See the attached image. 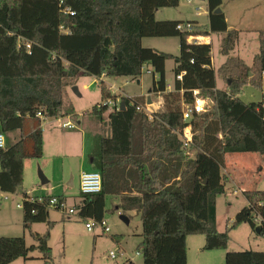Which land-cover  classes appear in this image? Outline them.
<instances>
[{
    "label": "trees",
    "instance_id": "trees-1",
    "mask_svg": "<svg viewBox=\"0 0 264 264\" xmlns=\"http://www.w3.org/2000/svg\"><path fill=\"white\" fill-rule=\"evenodd\" d=\"M207 3L209 26L200 27L195 22L156 20L157 11L176 9L180 0H0V132L20 134L17 143L0 149V193L17 194L24 184V162L43 157V123L76 115L67 101L68 88L82 77L138 81L150 66L152 94L164 95L169 103L165 111L152 116L137 99L127 96L121 98L123 111L101 107L104 101L118 98L105 83H99L102 103L89 115L103 117L111 110V135L102 139L101 152L92 162L102 176L103 190L89 196L80 192L75 207L78 217L103 222L107 197L134 190L137 194L122 197L121 205L111 213L121 212L127 218L129 211L140 215L138 251L143 264H188L187 238L191 236L205 238L204 251H225L230 231L244 223L256 232L259 228L258 235L264 236V192L256 189L243 193L248 206L231 228L224 233L217 230V198L225 194L229 179L222 172L225 156H264V30L258 33L260 53L252 67L231 58L214 70L212 45L188 39L225 34L222 54L227 57L239 33L229 31L224 14H214L222 0ZM187 24L193 26L192 31H187ZM180 25L185 29L179 31ZM163 38L179 39L178 56L145 48L142 43ZM25 43L31 44L30 50ZM170 60L175 62V84L174 91L167 93L166 63ZM181 74L182 82L177 80ZM218 79L226 84L225 91L217 88ZM246 86L261 89L263 101L244 103L240 95ZM197 98L210 101L213 107L193 115L191 126L199 137L185 151L177 135L189 125L183 121L182 107L193 105ZM249 113L255 118L251 127ZM214 126L219 128L218 135L208 133ZM52 198L67 202L64 196L30 198L24 194L22 226L35 244L28 246L24 237H0V264L29 260L34 252L40 253L43 264H55L49 246L55 226L50 218ZM258 217L260 226L255 221ZM35 224H45L47 231L32 232ZM113 240L119 243L122 238ZM124 264L135 263L127 260ZM225 264H264V252H227Z\"/></svg>",
    "mask_w": 264,
    "mask_h": 264
},
{
    "label": "rangeland",
    "instance_id": "rangeland-1",
    "mask_svg": "<svg viewBox=\"0 0 264 264\" xmlns=\"http://www.w3.org/2000/svg\"><path fill=\"white\" fill-rule=\"evenodd\" d=\"M192 1L194 6L198 4L202 7V12L206 11L204 2L200 0ZM261 26V29H264V24H261ZM164 40H167V42H172L171 39L167 38L157 39L156 41L164 42ZM156 41H148L149 43L147 42L145 44L146 47H144L147 48L149 46H152ZM255 42L256 43H254L253 47L256 46L255 44H257L258 40L256 39ZM158 49H160V51L162 52L167 51L170 53H176L179 51L177 49V46V50L175 51L171 43L168 44V48L166 49ZM213 49L214 57L217 60V58L219 57V53H217L219 44L217 42L215 43ZM168 64L169 68L174 66L173 62H169ZM151 72L152 68L150 66L144 68L143 74L138 80L141 82L140 85L137 84V80H131L129 78L105 79L108 84L113 85L116 87V89L121 90L118 92L117 90L115 91V96L118 98V100H111L115 103L117 102L118 104L119 100L124 96L135 98L142 106V110L146 114H148V116H152V114L165 111L166 106L169 103H166L164 95H161L163 97V104L156 113H152L148 110V108L152 105L148 104L149 100L157 102V99L159 98L158 95L152 94L154 77ZM220 80L221 79H218L219 82ZM92 82L93 79L91 77H82L80 79V83L78 81L77 85L67 89V101L71 102L77 112V115L72 116L70 120L66 121H63L64 118H57L48 119L43 123V142L45 143L46 148L45 159L49 161V165L47 166L48 171L45 173L41 166L37 167V169L35 168L32 170V173L27 174L26 179V187H30V189L31 187H34V185L31 184L33 183V181L41 186V188H46L47 186L43 187V185H41L39 172L41 171L46 179H48L47 175H49V173L54 172V174L52 173L54 181L52 182V185L48 187L52 191H49V193L54 196L65 195L68 199L69 207H73L71 205H74L75 201L80 195V174L96 172L95 168H91V158L88 156L90 154L93 156L100 154L101 141L104 138V123L107 122L108 113H110V111L114 108L113 106H110L111 110L105 113L103 117L86 114L87 111L91 112L95 106L102 103L100 89L97 85H93ZM173 82L174 74L172 70H169L167 72V83ZM84 85L88 87V90L83 89ZM74 87L78 89L80 95H82L81 97L73 91ZM261 94V89L248 87L244 90V95L242 94L243 100H241L247 102V104L259 103V101H261ZM211 107L213 106H210V108ZM60 120L62 121L59 122ZM78 122H82L81 126L77 124ZM62 123L75 124L77 129H84L86 133L84 142L85 155L83 158L82 166H80L82 153L81 140H79L74 146V152H69L70 154L67 153L68 158H65L67 156L65 154H63L64 157L58 156L54 159H52L50 156L55 154V152L51 150L50 146H55L56 144H65L68 140L66 139V135L68 136L69 134H72L71 131L73 130L66 131L67 129H62ZM53 132L55 135H57V138L59 139L58 142H54L55 139L50 138V134ZM193 135L194 138L199 137L198 132H194ZM78 136H81V134H78ZM57 153L62 154L66 152L60 151ZM194 154L195 153H193L192 158L194 157ZM224 167L222 171L223 174L224 170L228 169L227 166ZM66 168L71 169L74 173V187L70 185L72 176H68V174L66 173ZM229 168H231V166H229ZM257 173H259L258 170ZM257 175V179L255 180L252 189L264 192V174L260 173ZM233 190L234 188L231 184H228L227 181L225 194L220 195L217 198V229L221 233H224L228 229H230L238 213L246 206H248L243 193L237 190V194H235ZM38 195H40L39 192H37L36 194L34 193L33 196ZM7 199L0 198V205L7 207L10 213H13L14 216L17 215V217L20 218L22 215L21 211L16 207L17 204L22 203L19 196L15 198L9 197ZM106 204L107 214L105 215V222L110 229L109 233H105L102 227H100L99 225L95 226L93 232H88V230L86 229V223L88 221L82 220L80 217H78V215L68 218L65 214L59 211L53 209L51 210L50 218L51 221L55 223V226L51 232V240L49 242V246L52 249L53 260L55 264H124L127 260H132V262L135 264H143L141 253L138 251V246L142 242V223L140 216L133 215L132 218H128L130 223L126 224L123 220H121V215H119V213H111V211L113 210V200L111 198H107ZM76 206H74L73 208H75ZM5 226V223L0 222V237H24L28 246H32L35 244L30 234L28 232H24V230L22 229L21 222L18 224L16 231H7ZM33 231L34 233L42 235L47 231V226L45 224H35ZM115 236L121 237L122 241L119 243L115 242L113 240V237ZM199 240H201V244H199ZM188 242V264L203 263L207 258H205L206 256L202 255L199 250H202V248H204L205 238L202 239V236H191L188 237ZM246 251L264 252V236H259L257 232L251 228L250 225L244 223L239 225L236 229L230 231L227 250L217 251L218 254L222 255V258L218 261L212 259V261L208 264H225V255L227 252ZM112 252L120 253V256L117 258V260H111L109 258V255ZM29 258V260L20 259L12 264H43L39 252L31 253L29 255Z\"/></svg>",
    "mask_w": 264,
    "mask_h": 264
},
{
    "label": "crops",
    "instance_id": "crops-1",
    "mask_svg": "<svg viewBox=\"0 0 264 264\" xmlns=\"http://www.w3.org/2000/svg\"><path fill=\"white\" fill-rule=\"evenodd\" d=\"M204 3H205L206 11L202 12V7L198 4H196L194 6L193 1H192V4L189 5L187 3V0H180V5L176 9H161V10L157 11L156 12V20L159 22L167 21V20L179 21V22H185V23L195 22L197 24V26H200V27L209 26V12H208L207 0L204 1ZM220 9L222 11V14H224V16H225L229 31H237L239 33V41L237 42L235 49L233 51H231V53L227 57L222 54V45H223L224 39L226 38L225 34H219V35H211L210 34L208 36H199L197 38V42L202 43V44L212 45V67L214 68V70H218L228 59H231V58H239V59L243 60L244 63L248 67H252L255 57L257 55H259V53H260V44H259V39H258V33L260 31L264 30V29H261L262 28L261 24H264V0H222V5H221ZM167 39H171L172 42H167V40H164V42H158V41H156L157 39H155V40L144 39L142 41V43H143V46H145V44L148 41H156V42H154L155 44H153L152 46H149L147 48L157 50L160 53L178 56L180 53V41H179V39L178 38H167ZM173 39H176V40H173ZM256 39L258 40V42H257V44H255L256 46L253 47L254 43H256L255 42ZM188 42L192 43L193 41H192V39H188ZM216 42L219 44V49L217 50V53H219V57L217 58V60L214 57V49H213ZM169 43H171V45L174 47L175 51L177 49L179 51L176 53H170L167 51L162 52V51H160V49H158V48H162V50H163V49L168 48ZM176 46H177V49H176ZM252 47H253V49H252ZM169 62H173L174 66L169 68V64H168ZM174 68H175V62L172 60L167 61V63H166V83H167V72L169 70L173 71ZM252 76H253V74H252ZM252 76L249 75L250 78ZM92 79H93L92 84L97 85L98 88H99V83L103 82L111 91H116V90H117V92L121 91L120 89H116L115 86L108 84L105 81V79H107L106 77H102L101 80H98L96 78H92ZM79 83H80V80H79ZM137 84L140 85L141 82L137 81ZM174 84H175V76H174V82L173 83H167V93H171L174 91ZM248 87L252 88L251 86H246L244 88V90L247 89ZM217 88L219 90H223V91H225L227 89L226 84L222 80H220V82L217 80ZM83 89L88 90V87L86 85H84ZM244 90L242 93L243 95H244ZM242 94L240 95V99L243 100ZM158 96H159V98H158L159 100L157 99V102L151 101L150 104H152V105H151V107L148 108V110L151 111L152 113H156L158 111V109L163 104L162 103L163 97L161 95H158ZM262 101H263V93L261 94V101H259V103ZM244 103L247 104V102H244ZM148 104H149V102H148ZM75 113L77 115L76 110H75ZM86 114L89 115V111H87ZM109 114L110 113H108V116H109ZM70 118L71 117L64 118L63 121L64 120L65 121L70 120ZM254 119H255L254 116L249 113L248 114V124L250 127H251V122L255 121ZM77 124L79 126H81L82 122H78ZM104 126H105V128L103 130L104 137H110L111 131L109 129L108 118H107V122L104 123ZM66 131H68V130H66ZM218 132H219V128L217 126L212 127L208 131V133L210 135H213V134L218 135L219 134ZM62 133H65V132H62ZM71 133L72 134H69L68 136L66 135V137H67L66 139H68V140L65 144H63V145L62 144H60V145L56 144L55 146H52V145L50 146L51 150L55 152V154L50 155V156L52 159H54L58 156L64 157L63 154H65V155H67L65 158H68L67 153L74 152V146L76 145V143L79 140H81L82 141V153H81V159H80L81 160L80 166H82L83 158L85 155L84 142H85L86 133H85L84 129L81 130L79 128L71 131ZM78 134H81V136H78ZM5 137H6V146L8 147L10 145H14L15 143H17L19 141L20 134H19V132H14V133H11L9 135H5ZM50 138L55 139L54 142H58V140H59L57 138V135L54 134V132L50 134ZM45 151H46V148H45V143H44V154H43V157L41 159H39V160H26L24 162V184H23V187L18 191V193L15 195L0 193V198L1 197H7V198L14 197L15 198V197L19 196L21 201H23L24 194H27L30 198L60 197V196H64L66 198L65 195L54 196V195L49 193V191H52L48 187L51 186L52 182L54 181V178L52 177V173L54 174V172L49 173V175H47L48 183L46 185H43V187L47 186L46 187L47 189L41 188V186L36 184V182H34V181H33V183H31L34 185V187H31V189H30V187H26L27 174L32 173L33 169H35V168L37 169V167L41 166V168H43L45 173L48 171L47 166L49 165V161L47 159H45ZM60 151H64L66 153H62V154L57 153ZM94 156H96V155H94ZM88 157L91 158V164H93L92 163L93 162V155L90 154ZM263 165H264V156H259L256 154H236V155L225 156L223 167L227 166L228 169L224 170V174H226L227 177L229 178L228 184L232 185V187L234 188V190H233L234 193L237 194L236 193L237 190L239 192H242V193H244L245 191H248V190H252V186L255 183V180L257 179V176H258L257 174H260V173L264 174V166ZM229 166H231V168H229ZM80 168H82V167H80ZM91 168H94V166L92 165ZM257 170L259 173H257ZM66 173L68 174V176L69 175L72 176V180L70 182V185H72V187H74L75 180H74L73 171L69 168H66ZM80 175H82V174H80ZM80 177L81 176H79V189H80ZM37 192H39L40 195L33 196L34 193L36 194ZM136 194L137 193L134 190L132 191V193L120 191V192H117L115 194L108 196L107 198H111L113 200V209H117L121 205L122 197L133 196ZM76 204L77 205L79 204V196H78L77 200L75 201L74 205H71V206L74 207V206H76ZM17 205H16V207H17ZM67 206H68V199H67ZM19 210L21 211V214H22V210L21 209H19ZM118 213H119V215H122L121 212H118ZM126 214L129 218H132L133 215L140 216L135 211H129ZM217 216H218V212H217ZM20 218H21V220H20ZM20 218L17 217V215L14 216L13 213H10L7 207L0 205V222L6 224L5 227H6L7 231H13V230L16 231L18 224L20 222L22 223V221H23V214L21 215ZM129 223H130V221H129ZM34 227H35V225L32 228V232H34L33 231ZM22 229H23V226H22ZM202 239H204L203 236H202ZM187 243H189L188 238H187ZM203 243H202V247H203ZM199 244H201V240H199ZM199 251L202 255L206 256L205 258H207L206 260H204L203 263H200V264H208L209 262L212 261V259H215L216 261H218L219 259L222 258V255L218 254L217 251L206 252L203 250V248H202V250H199ZM215 253H217V254H215ZM187 261H188V256H187Z\"/></svg>",
    "mask_w": 264,
    "mask_h": 264
},
{
    "label": "built area",
    "instance_id": "built-area-1",
    "mask_svg": "<svg viewBox=\"0 0 264 264\" xmlns=\"http://www.w3.org/2000/svg\"><path fill=\"white\" fill-rule=\"evenodd\" d=\"M187 3L189 5H191L192 1L187 0ZM69 13L72 16L74 15V13H72V12H69ZM192 27H193L192 25L187 24L186 25L187 31H189V32L192 31ZM184 29H185L184 25L178 26L179 31H182ZM197 38L198 37H190L189 39H192V41H193L192 43H198ZM30 48H31V44L27 43L26 49L30 50ZM151 74H152V72H151ZM183 76H184V74L179 75L177 77V80L182 82ZM263 81H264V74H263ZM111 94L116 95V92L111 91ZM197 94H198V91H194V95H197ZM102 106H109V107L113 106L114 108L119 110V108L121 107V99L119 100L118 104H117V102L115 103L112 100L105 101L101 104V107ZM210 106H211V102L208 100H205L203 98H197L193 105H183V107H182L183 121L185 123H188L189 125L185 129H183L182 131L178 132L177 135L179 137V140L182 142L183 149L185 151H188L190 149V147L194 144V141H195V138L193 135L194 131H193V128L191 126L193 115L194 114L199 115V114L206 113L208 111V109L210 108ZM37 117L42 119V115L40 113L37 115ZM61 121L62 120H60V122ZM62 128L67 129V130H76L77 129L76 125L72 124V123H64V124L62 123ZM6 148H7L6 137L3 133L0 132V149L5 150ZM102 190H103V180H102V176L100 173H98V172L82 173V175L80 177V192L83 195L89 196V195L99 194L102 192ZM1 198L7 199V197H1ZM50 207L53 210H57V211L65 214L68 218L77 215V210L75 208H73V207L71 208V207L67 206V202L61 203L60 200L57 198H52L50 200ZM17 208L22 210L23 205L18 204ZM255 221L260 226V224L262 222L261 218L258 217ZM97 225L102 227V229L105 233L110 232V229L108 228L105 220L103 222H100V223H95L92 220H88V222L86 223V229L88 230V232H93L95 226H97ZM119 256H120V253L112 252L109 255V258L111 260H117V258Z\"/></svg>",
    "mask_w": 264,
    "mask_h": 264
},
{
    "label": "water",
    "instance_id": "water-1",
    "mask_svg": "<svg viewBox=\"0 0 264 264\" xmlns=\"http://www.w3.org/2000/svg\"><path fill=\"white\" fill-rule=\"evenodd\" d=\"M201 1L204 2V1H206V0H201ZM214 14H216V15H220V14H222L221 9L218 8V9L215 11ZM249 75L252 76L251 73H250ZM73 91H74L76 94H78L79 96H81L80 93H79V91H78V89H77L76 87L73 88ZM150 103H151V101L149 100V104H150ZM211 106H213L212 103H211ZM121 110H122V111L124 110V104L121 105ZM39 178H40V181H41V185H46V184L48 183V180L45 178V176L43 175V173H42L41 171L39 172ZM120 218H121V220H123L126 224H129V219H128L127 217L121 215ZM259 233H260V230H259V228H258V229H257V234H259Z\"/></svg>",
    "mask_w": 264,
    "mask_h": 264
}]
</instances>
